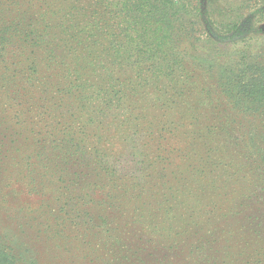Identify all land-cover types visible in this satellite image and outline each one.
I'll return each instance as SVG.
<instances>
[{"label": "trees", "instance_id": "1", "mask_svg": "<svg viewBox=\"0 0 264 264\" xmlns=\"http://www.w3.org/2000/svg\"><path fill=\"white\" fill-rule=\"evenodd\" d=\"M169 11L222 43L240 30L201 0H0V134L19 153L0 158V210L39 211L52 193L38 213L61 261L264 264V217L248 209L264 201L262 175L225 169L238 143L226 119L209 121L202 85L185 86L194 62L163 52ZM218 76L227 101L264 107V61L230 56ZM110 134L137 137L136 169L108 163ZM3 233L0 264L36 263Z\"/></svg>", "mask_w": 264, "mask_h": 264}, {"label": "rangeland", "instance_id": "2", "mask_svg": "<svg viewBox=\"0 0 264 264\" xmlns=\"http://www.w3.org/2000/svg\"><path fill=\"white\" fill-rule=\"evenodd\" d=\"M202 3L209 5V9L219 14L218 21L230 20L238 22L240 30L234 36L233 41L224 38V42L218 39V35L223 34L221 30L218 32H212L210 27L207 29L200 28L196 31L191 25H187L184 22L180 23L176 16H172V11H169V23L167 26V33L163 40L166 46L163 47V52L171 55L180 53L181 56L185 57V63H193L190 70L195 69L194 76L188 79L185 86L192 88L199 84L203 87V92L207 95L206 99H210L211 105L217 103V108H205V113H208L209 121L215 122L216 117L220 116L222 120L226 119L228 125L224 128L228 130L230 136H232L238 146H234L231 153H228L223 158V163H228L225 166L226 170L230 173L233 172L231 166L236 164H245L244 168H248L252 165H256L258 170H253L255 177L258 174L262 175L264 181V107L255 109H244L242 106L239 107L232 103L230 100L227 101L224 97L225 94L222 88L219 87L218 78L219 73L222 70V65L226 62L230 56L234 57V60L244 63L246 61H264V12L259 13L260 7H264L263 0H201ZM208 2V3H207ZM264 9V8H263ZM264 11V10H263ZM194 12V11H191ZM200 12V16H201ZM199 15V13H198ZM196 22V17H187V22ZM199 22V21H198ZM206 27V22H204ZM213 27V26H212ZM219 28L222 29L220 25ZM217 40L214 44L209 40ZM246 38V41L242 40ZM236 42L239 48H236ZM235 49V50H233ZM238 49V50H237ZM246 49L245 52L240 51ZM237 50V51H236ZM190 66V65H189ZM190 75H192L190 73ZM211 101V102H210ZM153 102L146 103V107H152ZM206 104V102H205ZM141 105V104H140ZM207 105V104H206ZM205 105V106H206ZM218 114V115H216ZM154 115V114H152ZM1 123V121H0ZM207 124V122H205ZM2 125H0V132ZM11 138H15L12 135ZM7 139L3 133L0 134V144L2 148L0 150V158L5 152H10V155H17L19 153L12 152L16 149V143ZM109 143L103 146V148L110 154V160L108 163L119 167L121 170H134L137 168L138 162V151L136 140L137 137L121 139L114 134H110ZM8 140V142H7ZM23 140V139H22ZM19 141V140H15ZM89 148V147H88ZM11 156V157H12ZM10 157V158H11ZM0 163L3 161L0 160ZM5 163H10L5 160ZM236 163V164H235ZM260 167V168H259ZM240 173V174H239ZM240 180L253 179L249 174L244 178L243 172H239ZM252 189V188H251ZM55 197L52 193H48L46 196L39 200V203L43 206L42 210L46 211L48 204H52ZM19 204V203H18ZM21 206V204H19ZM38 204H33L31 209H36ZM258 205H251L248 207L253 215H256L260 223L264 217V201L260 208ZM42 210L38 209L31 213L18 212L17 218L10 213L8 216L5 215L4 210H0V228L4 231V235L12 239L15 235L16 241L20 245V252L23 249L32 248L30 254L26 253V256L30 255L35 258V264H52L49 262L61 261V252L57 251L55 247H51L46 251L43 235L45 232V223L51 221V214L49 212L38 213ZM26 218H23V217ZM22 217V218H19ZM26 219V220H25ZM257 222V221H256ZM255 222V223H256ZM264 223V222H262ZM43 224V225H41ZM264 229V225L262 227ZM35 247V248H34ZM34 251V255L32 252ZM57 258V259H54ZM95 261H90L88 258L80 259L78 256L71 257L70 259L64 258L60 264H94ZM23 264H32L30 262H23ZM58 264V263H57Z\"/></svg>", "mask_w": 264, "mask_h": 264}]
</instances>
